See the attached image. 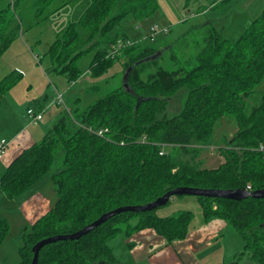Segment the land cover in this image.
I'll return each instance as SVG.
<instances>
[{
  "label": "trees",
  "instance_id": "trees-1",
  "mask_svg": "<svg viewBox=\"0 0 264 264\" xmlns=\"http://www.w3.org/2000/svg\"><path fill=\"white\" fill-rule=\"evenodd\" d=\"M33 1L39 12L52 0ZM12 4L0 9V57L20 30ZM157 7L155 0H88L79 18L50 43L51 61L69 82L80 77L76 60L100 42L104 46L88 66L91 77L102 75L116 59L122 61L123 73L131 70L127 87L114 88L76 111V118L59 115L42 139L23 149L1 173L0 190L13 199L41 180L61 153L49 175L56 201L29 230L23 227L16 264H31L32 247L44 238L76 232L103 213L147 204L176 187L264 189V159L256 150L264 144V93L246 110V99L264 79V7L234 40L212 25L191 27L188 32L199 35L170 54V67L163 64L162 54L136 63L157 52L137 42L120 49L123 60L112 54L126 37H109V32L126 15L141 20ZM78 23L87 29V40L79 36ZM11 74L0 79V97L15 84ZM184 87L180 111L166 116L170 98ZM223 116L233 118L237 130L219 147L222 162L207 168L180 156L192 154L198 144L212 145L215 122ZM189 196L196 198L205 219H225L243 239V250L229 264H240L243 254L247 257L241 264H264V196ZM160 207L121 211L76 239L48 242L39 249L37 264H121L107 240L122 223L127 234L152 228L168 242L184 238L194 212L181 209L160 216ZM9 228L7 220L0 219V245Z\"/></svg>",
  "mask_w": 264,
  "mask_h": 264
},
{
  "label": "rangeland",
  "instance_id": "rangeland-1",
  "mask_svg": "<svg viewBox=\"0 0 264 264\" xmlns=\"http://www.w3.org/2000/svg\"><path fill=\"white\" fill-rule=\"evenodd\" d=\"M155 1L158 8L152 14L141 20L128 14L109 32L108 36L112 37L117 34L118 36H125V40L131 43L137 42L141 45L153 46L161 52L163 64L170 67L168 65L170 54L173 51H181L185 42H192V39L200 33L195 30L188 32V29L192 27L193 19L182 23L177 22L183 16L185 2L191 6L194 2L196 4H208L211 0ZM8 2L15 3L14 13L16 22L20 23V30L18 36L11 41L9 47L0 57V79L11 73L10 76L16 79L15 84L0 97V136L10 137L13 131L22 128L29 121L26 109L28 107L36 109L42 105L44 109L43 119L29 126L30 129L36 127L34 129L38 130L37 142L42 139L44 130L47 126L49 127L53 117L72 114L76 118V111L82 110L114 88L123 86V64L121 60L116 59L113 65L102 75L96 78L91 77L88 74V66L94 53L103 48V42H100L99 45L92 47L76 60L80 77L76 81L69 82L66 75L61 73L51 61L48 49L50 43L54 41L56 33L66 27L70 21H76L79 18L88 0H52L39 12H37L33 0H0V9L4 8ZM165 15L176 20L169 22L165 20ZM166 23L169 31L166 34H157L156 39L150 41V27L156 25L161 28V25ZM76 29L79 36L87 40L89 36L87 29L79 23L76 24ZM182 30L185 31L182 32ZM238 36L239 34L228 39L234 40ZM120 59L123 60L124 57L122 56ZM186 92V87L181 88L170 98L164 112L166 116H171L180 111ZM263 93L264 79L254 89L248 100L246 99V110L258 104ZM57 94L63 95L64 103L61 105L55 102ZM236 130L237 126L234 119L223 116L215 122L212 145L198 144L192 154L186 155L181 152L180 156L200 167H215L223 161V156L219 152V147L223 145L222 141L231 137ZM57 154L59 156L56 157L49 172L29 191H26L25 195L22 193V196L18 197L19 199L8 198L0 190V219H6L10 226L8 234L0 245V264H16L20 260L18 248L22 244L21 234L27 223L25 217L18 212L19 205L25 196L38 187L39 191H41L40 187L44 191L49 190V188L55 190L53 182L49 181V175L57 169L56 166L61 158V153ZM189 201L197 202L195 197L189 195L172 196L170 203L158 208L157 213L175 214L179 211L177 210L179 205L185 207L184 205ZM120 227V231L107 240L108 244L117 250L119 249V240L124 236L122 234L126 224L122 223ZM236 234L238 235V233ZM243 243L240 251L243 250ZM242 257L240 264L246 260L247 256L243 254Z\"/></svg>",
  "mask_w": 264,
  "mask_h": 264
},
{
  "label": "crops",
  "instance_id": "crops-1",
  "mask_svg": "<svg viewBox=\"0 0 264 264\" xmlns=\"http://www.w3.org/2000/svg\"><path fill=\"white\" fill-rule=\"evenodd\" d=\"M263 7L264 0H211L208 4H196L194 2L191 6L185 2L183 16L177 22L182 23L193 19L192 27L202 30V28L212 25L224 37L230 38L240 34L250 21L262 11ZM185 12H187V17ZM171 18V16L165 15V20L169 22L176 20ZM161 26L167 27L169 31L167 23ZM184 31L182 30V32ZM33 109L42 114L38 121L43 119L44 109L42 105ZM56 118L58 117H53L49 126ZM28 120L22 128L13 131L10 137L0 136V139L5 138L9 141L6 152L0 159V174L23 149L38 139V130L34 129L36 127L29 128L38 121L32 122L31 118ZM47 128L48 126L44 133ZM29 190L30 188L26 189L22 195H25L24 193ZM40 190L38 187L31 191L21 200L19 205L18 212L25 217L26 226L32 224L56 201L57 194L54 189L49 188V190L44 191L40 187ZM19 196L16 198L19 199ZM184 206L179 205L177 210H191V208L195 210H192L194 216L184 238L168 242L152 228H143L130 234L124 232L123 238L121 237L119 240L118 250L109 245L117 260L121 264H229L235 260L243 242L241 236L236 234L233 226L220 217L205 219L198 202L189 201ZM168 214L159 215L167 216Z\"/></svg>",
  "mask_w": 264,
  "mask_h": 264
},
{
  "label": "water",
  "instance_id": "water-1",
  "mask_svg": "<svg viewBox=\"0 0 264 264\" xmlns=\"http://www.w3.org/2000/svg\"><path fill=\"white\" fill-rule=\"evenodd\" d=\"M160 51L155 52L154 54L145 57L144 59L136 62H142L150 59L157 58L160 55ZM131 67H128L126 71L123 73V86L127 87V77ZM139 100L137 101V103ZM173 195H194V196H207V197H224V198H232V199H241L245 196H253V197H263L264 196V189L262 190H255V191H247V190H222V189H202L196 187H176L171 190L166 191L164 194L156 198L154 201L149 202L147 204L142 205H127L118 207L114 210L108 211L106 213L101 214L97 219L92 221L91 223L85 225L81 229L77 230L76 232L64 235H56L48 238H44L37 243H35L32 247L33 256L31 260V264H37L38 261V251L39 249L46 243L54 241L56 239H76L79 236L87 233L88 231L92 230L96 226L100 225L106 219L114 215L115 213L121 211H145L150 209H155L157 207L163 206L167 203Z\"/></svg>",
  "mask_w": 264,
  "mask_h": 264
},
{
  "label": "built area",
  "instance_id": "built-area-1",
  "mask_svg": "<svg viewBox=\"0 0 264 264\" xmlns=\"http://www.w3.org/2000/svg\"><path fill=\"white\" fill-rule=\"evenodd\" d=\"M166 31H167V27L158 28V26L153 25V26L150 27L149 39L150 40H154L155 36L157 34L164 33ZM129 44H132V43L130 41H128V40H124V42L119 41L117 43V45L114 47V49H113V51L111 53L112 54H120V49L123 46L129 45ZM120 56H121V54H120ZM55 102L57 104H63L64 103L63 95L62 94H57L56 98H55ZM26 112H27L29 118H31L32 122L38 121L41 118V116H42L41 112H35L32 107L27 108ZM101 133H102V130H99L98 134H101ZM8 145H9V141L7 139H5V138H1L0 139V159L3 157L4 153L6 152V149H7ZM256 150L262 153V156H263V159H264V144H260L256 148ZM247 188L249 189V186H247Z\"/></svg>",
  "mask_w": 264,
  "mask_h": 264
}]
</instances>
